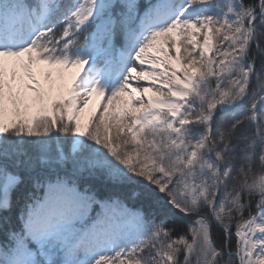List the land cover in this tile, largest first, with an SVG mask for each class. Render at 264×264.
Listing matches in <instances>:
<instances>
[{
	"label": "snow or ice",
	"instance_id": "6c2138e0",
	"mask_svg": "<svg viewBox=\"0 0 264 264\" xmlns=\"http://www.w3.org/2000/svg\"><path fill=\"white\" fill-rule=\"evenodd\" d=\"M0 264H264V0H0Z\"/></svg>",
	"mask_w": 264,
	"mask_h": 264
},
{
	"label": "rangeland",
	"instance_id": "374dc122",
	"mask_svg": "<svg viewBox=\"0 0 264 264\" xmlns=\"http://www.w3.org/2000/svg\"><path fill=\"white\" fill-rule=\"evenodd\" d=\"M95 102H96V99L94 98L92 103H90L89 107L84 109V112H83V117L84 118H87L88 113H89L90 109L92 108V106L95 104Z\"/></svg>",
	"mask_w": 264,
	"mask_h": 264
},
{
	"label": "trees",
	"instance_id": "16d2710c",
	"mask_svg": "<svg viewBox=\"0 0 264 264\" xmlns=\"http://www.w3.org/2000/svg\"><path fill=\"white\" fill-rule=\"evenodd\" d=\"M213 231H214V234L217 235V237H219V235H220V230L217 229V228H214ZM233 239H234V238H233ZM217 242L219 243V239L217 240Z\"/></svg>",
	"mask_w": 264,
	"mask_h": 264
}]
</instances>
